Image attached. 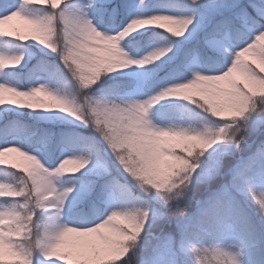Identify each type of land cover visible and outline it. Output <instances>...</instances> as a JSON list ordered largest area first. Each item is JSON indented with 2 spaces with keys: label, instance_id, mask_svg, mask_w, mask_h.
I'll return each instance as SVG.
<instances>
[{
  "label": "snow or ice",
  "instance_id": "1",
  "mask_svg": "<svg viewBox=\"0 0 264 264\" xmlns=\"http://www.w3.org/2000/svg\"><path fill=\"white\" fill-rule=\"evenodd\" d=\"M65 2L0 4V40L58 55L76 85L74 94L21 88L11 70L24 55L0 50V108L58 111L94 133L54 165L17 143L0 147V168L20 174L0 180V264H264V69L244 59L264 65V0ZM36 6L50 11L31 15ZM89 13L118 23L102 31ZM14 19L23 30L5 28ZM129 66L120 93L94 92ZM169 97L190 102L189 126L166 122L171 105L152 112ZM97 141L110 161L93 169ZM85 172V184L58 187ZM73 193L77 224H60ZM48 209L55 214L38 223Z\"/></svg>",
  "mask_w": 264,
  "mask_h": 264
},
{
  "label": "trees",
  "instance_id": "2",
  "mask_svg": "<svg viewBox=\"0 0 264 264\" xmlns=\"http://www.w3.org/2000/svg\"><path fill=\"white\" fill-rule=\"evenodd\" d=\"M10 1V0H4ZM4 1L0 0V4ZM71 0H66L65 5ZM62 6V7H65ZM36 16H45L50 11L39 6L28 9ZM100 20L102 18L97 17ZM118 22V21H116ZM158 31V29H157ZM4 41V40H3ZM6 48L17 53H23L25 55L24 61L18 69H13L19 74L18 86L26 88L30 82L39 74L43 75L50 86L56 87L62 92L68 94H74L76 92L75 82L72 81L68 75L67 70L60 62L59 56L50 52L49 50L42 48L40 45L33 41H28L23 44L20 42H7ZM107 83H102L94 89L96 94L114 95L120 93V89L114 87L119 84L122 79H130L129 77L116 76L109 74L105 77ZM164 106L171 105V108H166L167 118L175 119L183 117L189 122L190 113L188 108L190 102L182 101L179 103L163 104ZM162 105H156L152 110L156 113V109L161 108ZM13 122L10 128L3 127V123H6L4 118ZM0 142H4L7 138L16 137L20 143L25 146H41L48 154L55 156L60 151V147L63 144H69V140L62 141L61 130L63 133L70 134L72 138L80 142L81 148L85 146L88 141L83 139L85 137L94 136V133L89 131L90 128L84 127L77 121H74L71 117L58 111L44 112L41 110L32 111L29 109H19L10 107L9 109H0ZM205 122H201L196 125H201ZM10 133V134H9ZM256 138V134H251L248 139L249 143ZM98 144V151L93 160V169L100 163L101 158H105V151L103 144ZM81 150V149H80ZM12 170L0 168V180H9L10 182H18L20 179L19 173L9 174ZM92 179L89 172H85L80 179L76 178H64L67 184L76 183L78 186L85 184L88 180ZM199 195V192L196 193ZM6 203V202H5ZM79 208V201L76 199V203L71 207L69 211V217L73 220H78L77 210ZM195 210V206L189 209ZM36 220L38 223H44L47 221L45 210H37ZM257 227H260V221L256 220Z\"/></svg>",
  "mask_w": 264,
  "mask_h": 264
},
{
  "label": "rangeland",
  "instance_id": "3",
  "mask_svg": "<svg viewBox=\"0 0 264 264\" xmlns=\"http://www.w3.org/2000/svg\"><path fill=\"white\" fill-rule=\"evenodd\" d=\"M2 1H4V0H2ZM87 2H88V0H71L68 4L65 5V7H67L68 9L71 10V9H74V8L82 7ZM3 5H4V7H8L11 10L13 5L18 6V0L4 1ZM27 11L31 15L36 16L35 14L31 13L28 9H27ZM85 11H87V9H85ZM89 18L92 19L93 23L102 31H107L108 29H110L112 27H115L116 23H118V22L112 21V20H105V19L104 20H100L96 16H93L91 13H89ZM5 28L9 29V30H12V29H15V28H19V29L23 30V22L19 21L17 19H14L13 21L9 22V24L5 25ZM4 49H7L6 48V44L4 43L3 40H0V50H4ZM24 58H25V55H24ZM244 59L246 61L250 62V63H253L254 66L257 67L258 70L264 69V65H261L259 59L257 57H254L251 53L247 54L244 57ZM133 68H137V66H129L128 69L118 70L117 72H114V73H111V74L112 75H116V76H124L123 75L124 72H131L133 70ZM234 76H235L236 79L240 80L243 83L247 82L245 80V78L243 76H241L239 73H235ZM36 83L48 84V81L43 75L39 74L29 83L30 85L27 86V87L33 86ZM59 91H61V90H59ZM97 95L99 97H102V98H113L117 94H114V95L97 94ZM138 98L144 99L146 97L141 95V96H138ZM182 101H184V100H182L180 98L169 97V98H166L164 101L159 102L157 105L171 104V103L173 104V103H179V102H182ZM10 107H12V106L5 105L3 108L4 109H9ZM0 109H2V108H0ZM152 112H153V110H152ZM156 122L159 123V120L157 119ZM166 122L169 123V124H175V125H180V126H185V127L189 126V122L186 121L183 117H178V118H175V119H166ZM194 126L202 127L203 124L194 125ZM63 131L64 130H61V139H62V141L69 140V144H63L60 147V151L57 152L55 156H52V155L48 154V152L46 150H44L39 145H36L34 147L33 146H25L22 143H20L19 140L16 137H13V136L10 137V138H7V140H5L4 142H0V147H5L9 143L20 144V145L24 146L27 150L33 152V154L38 155L41 158V160L46 165H54V163L58 162L59 159L63 158V156L72 154V153H74L76 151H80V149H81L80 142L74 140L70 134L63 133ZM89 131H91V128H90ZM105 157H106V159H108L110 161V157H107L106 154H105ZM7 158L9 159V161H19V160L22 159V158L18 157L17 154H15V153L8 154ZM90 167L93 168V165L90 166ZM57 183H58V187H60V188L69 185V184H67L65 182L64 178L59 180ZM204 195H206V193H204L203 189H201L200 192H199V195H196V198H201ZM75 196H76V193H73L69 197V199L66 201L65 205L62 207L60 217H59V219L57 221L58 223L66 224L68 226H76L77 220H73V219H71L69 217V211H70L71 207L76 203V199H73V197H75ZM0 203H4V201H0ZM55 211H56L55 209L46 210L45 214H46L47 218L50 215H54Z\"/></svg>",
  "mask_w": 264,
  "mask_h": 264
}]
</instances>
